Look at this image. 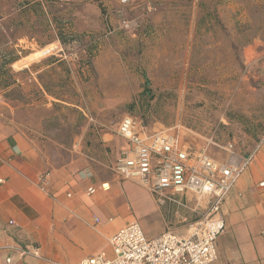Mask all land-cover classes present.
I'll use <instances>...</instances> for the list:
<instances>
[{
    "label": "rangeland",
    "instance_id": "rangeland-1",
    "mask_svg": "<svg viewBox=\"0 0 264 264\" xmlns=\"http://www.w3.org/2000/svg\"><path fill=\"white\" fill-rule=\"evenodd\" d=\"M22 1L0 0V50L14 51L18 57L10 66L15 73L31 67L27 74L17 77L26 85V104H20L16 118L36 137L41 134L35 142L46 152L50 164L68 163L72 156L70 138L87 127L86 133H91L85 141L95 158L112 161L100 175L117 179L113 165L125 150L117 127L128 114L145 125L178 119L181 131L190 134L189 130L200 133L214 129L215 120L219 122L222 116H241L239 120L248 133L264 132L263 125L255 128L250 124V83H264L262 77H250L252 73L264 74V0H138L129 6H123L121 0H28L30 4L22 8L19 20ZM36 2L42 3V8ZM125 19L140 26L135 36L121 27ZM193 20L200 30L195 34L196 52L188 59L192 67L188 86L181 92L163 91L167 87L164 81L178 83L182 78L168 75L186 63L183 51L170 52L171 42L182 41L187 34L180 27ZM58 30L64 33L66 45L60 43ZM49 46L52 50L47 55L26 60ZM254 52L259 54L255 63ZM88 54L98 67L102 62V70L111 61L115 74L106 68L101 73L88 72L86 66L82 72L83 56ZM53 57L63 59L78 72L79 89L72 87L69 66L56 64ZM51 64H55L51 70L42 72L43 80L58 94L61 92L56 88L65 86L78 108L61 104L54 108L49 95L37 94L35 72ZM147 77L151 93L141 94ZM163 97L169 101L159 106ZM154 98H158L156 102L147 104ZM135 214L140 215L138 211Z\"/></svg>",
    "mask_w": 264,
    "mask_h": 264
},
{
    "label": "crops",
    "instance_id": "crops-1",
    "mask_svg": "<svg viewBox=\"0 0 264 264\" xmlns=\"http://www.w3.org/2000/svg\"><path fill=\"white\" fill-rule=\"evenodd\" d=\"M137 1H130L127 6ZM139 28L137 25L129 30V33L135 36ZM180 28L187 35L182 41L171 42L170 52L183 51L187 63L196 52L198 41L195 34L200 28L194 20ZM174 45H177L176 48ZM51 50L52 46H49L26 60L43 57ZM246 54L247 61L250 59V46L246 48ZM253 56L252 62L255 63L259 54L255 55L254 52ZM96 63H93L95 71L101 73L106 68L112 75L115 74L116 69H113L111 61L103 65V70L102 62L99 67ZM186 63L178 72L174 69L168 72V75H181L182 78L178 83L171 79L164 81L163 85L167 87L163 91L186 90L187 78L192 75V67L189 62ZM54 65L40 68L35 75H41L44 70H51ZM68 66L69 77L76 87L70 84L76 91L79 89L75 77L78 72L75 73L72 67ZM50 73L52 74V71ZM250 77L252 80L262 77L264 81V74L257 76L252 73ZM59 83H62L61 80ZM149 84L150 79L147 77L145 86L139 92L143 94L148 89L145 93H151ZM56 90L61 93L66 91L65 101L50 96L54 101L52 106L58 103L68 108L79 107L77 102L68 96L65 86L59 85ZM251 91L250 124L256 125L257 128L258 125L264 126V83L257 85L252 81ZM157 99L147 101V104H153ZM164 100L169 101L163 97L159 106ZM143 105L144 102L141 101V106ZM20 107V103L8 102L0 94V264H77L103 251L109 252L110 237L132 219L139 222L145 236L150 240L169 230L179 237H188L189 228L186 224L179 225L180 218L193 222L209 211L210 200L207 199L199 201L188 194L180 197L185 207L171 201L160 204L156 197L135 181L102 177L100 171H105L112 161L95 158L85 141L91 133H86L87 127L70 138L69 152L72 156L69 162L58 166L50 164L46 152L44 153L35 142L41 134L36 137L31 129L16 118ZM236 109L239 110V107ZM237 118L222 116L219 122L215 120L217 124L214 129L209 128L200 133L189 130L191 134L181 131L183 127L178 119L174 120V123L172 120H155L150 125L137 120L142 132L148 135L177 128L186 144L206 149L207 155L218 161L227 159L229 154L220 148L227 143H232L241 156L255 153L253 161L222 206L221 213L226 229L216 242L218 259L214 264H264V188L260 187L264 182V132L260 135L248 133L239 120L242 117ZM106 136L107 134L102 136L101 142L104 143ZM122 140L125 149V140ZM103 146L109 147V144ZM118 149L119 147H116V150ZM114 155L115 149L112 148V156ZM48 173L50 184L44 191L40 185ZM103 185H108L109 190H102ZM89 188L96 189L94 196L87 195ZM140 197L143 202H140ZM135 211H138L139 217ZM96 217L100 219L98 225H95ZM37 250L38 257L34 255Z\"/></svg>",
    "mask_w": 264,
    "mask_h": 264
},
{
    "label": "built area",
    "instance_id": "built-area-1",
    "mask_svg": "<svg viewBox=\"0 0 264 264\" xmlns=\"http://www.w3.org/2000/svg\"><path fill=\"white\" fill-rule=\"evenodd\" d=\"M130 1L121 0V4L126 6ZM137 25L127 19L121 23L125 30ZM117 135L126 144L113 165L119 179L139 183L160 204L171 201L185 207L180 197L191 194L199 201L210 200V208L196 221L180 218L179 225L186 224L189 228L188 237H179L169 230L150 240L139 222L131 221L110 237L109 252L103 251L77 264H214L218 259L216 242L226 229L222 206L255 153L241 156L232 143H227L220 148L229 155L225 161H218L208 156L206 149L186 144L177 128L148 135L132 116L121 120ZM210 142L217 145L213 140ZM49 184L50 173L42 179L41 189L45 191ZM260 187L264 188V182ZM102 190L108 191L109 186L103 185ZM95 193V188L87 191L88 196ZM98 224L100 219L96 217L95 225ZM34 255L39 256L38 250Z\"/></svg>",
    "mask_w": 264,
    "mask_h": 264
},
{
    "label": "trees",
    "instance_id": "trees-1",
    "mask_svg": "<svg viewBox=\"0 0 264 264\" xmlns=\"http://www.w3.org/2000/svg\"><path fill=\"white\" fill-rule=\"evenodd\" d=\"M30 1L28 0H23L20 2L21 8L18 11V17L19 20L22 17V8L25 6L29 5ZM37 7L42 8V3L36 2L34 3ZM59 32V41L62 45H66L67 41L63 37L64 33ZM83 64L81 65V69L84 70V67L90 71L94 70L93 67V61H92V56L88 54L86 57L83 56ZM55 62H59V65H67L66 61H62L61 59H57L56 57L52 58ZM18 57H16L14 51H9L8 49L6 50H0V93H2L4 99L8 102H17L20 104H26L25 103V98H26V85L19 81L17 77L24 76L25 74L28 73V69H25L19 73H15L11 69V65L18 61ZM70 70V69H69ZM70 72V71H69ZM38 82L35 83L34 87L36 89L37 94H42L43 96L45 94L52 96L56 98L57 100L65 101V94L66 91H62V93H56L50 90L48 87L47 83L43 80L41 75H38L37 77ZM146 84H148V81H146ZM148 89H146L145 92ZM54 108L60 107V104L54 103L53 104Z\"/></svg>",
    "mask_w": 264,
    "mask_h": 264
}]
</instances>
